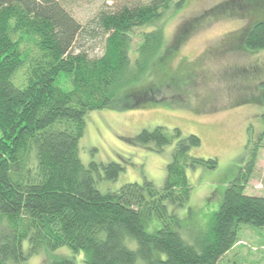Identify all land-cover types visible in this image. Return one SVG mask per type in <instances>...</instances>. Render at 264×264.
<instances>
[{
    "label": "trees",
    "instance_id": "16d2710c",
    "mask_svg": "<svg viewBox=\"0 0 264 264\" xmlns=\"http://www.w3.org/2000/svg\"><path fill=\"white\" fill-rule=\"evenodd\" d=\"M171 1L101 11L84 25L64 0H0V219L8 222L0 235V264H26L40 249L62 246L84 252L87 264H218L238 243L242 225L264 227V194L245 192L264 148V132L194 243L184 237L181 218L169 205L189 201L188 168L217 167L215 158L191 155L202 144L199 136L157 127L133 139L157 150L175 142L162 187L145 181L102 192L95 177L100 165L82 163L79 143L89 112L146 106L139 103L156 100L175 78L168 64L185 35L167 47L164 31L154 23ZM243 1L260 4L257 10L264 3ZM257 10L251 14L254 22L260 19ZM148 26L152 29L138 32ZM246 30V49L264 50V20ZM134 36L142 41L138 48ZM88 38L103 41L101 56L84 48ZM20 70L22 87L14 82ZM262 86L254 83L251 89ZM261 94L264 105V90ZM124 101L132 105L120 104ZM102 168L110 180L124 170L116 162ZM154 215L160 228L149 233L145 223ZM44 264L75 263L59 258Z\"/></svg>",
    "mask_w": 264,
    "mask_h": 264
},
{
    "label": "rangeland",
    "instance_id": "374dc122",
    "mask_svg": "<svg viewBox=\"0 0 264 264\" xmlns=\"http://www.w3.org/2000/svg\"><path fill=\"white\" fill-rule=\"evenodd\" d=\"M152 1L64 0L63 5L85 25L101 11L113 12L124 6L147 5ZM176 1H171L164 17L154 22L164 31L167 47L177 41L178 34L185 35L168 64L170 69L176 70L175 78L155 95L156 100L139 103L146 106L118 105L89 112L79 153L86 167L91 163L100 165L95 177L102 192L117 191L127 183L145 181L162 187L175 142L157 150L152 143L139 145L133 139L142 130L157 127L167 132L179 128L183 136H199L202 144L194 147L191 155L215 158L217 167L188 168V182L192 186L189 201L183 206L169 205V211L178 213L181 218L184 237L194 243L210 218L220 210L228 184L237 178L248 162L249 150L264 132V105L260 102L264 86L258 91L251 89L254 83L264 82V50L249 51L243 41L247 27L264 20V3L257 10L260 4H247L243 0H180L179 6ZM256 10L260 19L254 22L251 14ZM150 29L152 27L148 26L138 32ZM83 42L92 56L104 53L101 39L88 38ZM133 42L136 48L142 44L135 36ZM20 72L15 74L14 82L22 87ZM111 162L124 167L115 180L107 179L102 168ZM252 176L245 192L264 194V148L259 151ZM7 223L6 218L0 219V235ZM145 227L149 233L160 228L156 215L146 221ZM238 240L218 264H264V227L242 225ZM23 247L27 251V239L23 240ZM159 256L165 257L164 254ZM59 258L87 264L84 252H76L69 246L44 247L30 256L26 264H44Z\"/></svg>",
    "mask_w": 264,
    "mask_h": 264
}]
</instances>
